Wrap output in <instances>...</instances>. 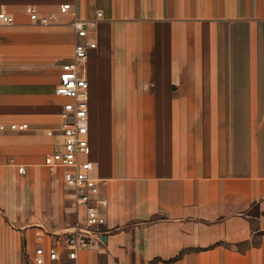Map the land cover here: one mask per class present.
Here are the masks:
<instances>
[{"label": "crops", "instance_id": "crops-1", "mask_svg": "<svg viewBox=\"0 0 264 264\" xmlns=\"http://www.w3.org/2000/svg\"><path fill=\"white\" fill-rule=\"evenodd\" d=\"M0 4L16 18L0 26V121L26 125L0 132V264H31L36 231L76 220L62 169L44 164L62 148L56 87L75 18L97 42L89 158L108 205L102 239L74 263L264 264V0ZM30 5L57 15L32 21Z\"/></svg>", "mask_w": 264, "mask_h": 264}, {"label": "built area", "instance_id": "built-area-1", "mask_svg": "<svg viewBox=\"0 0 264 264\" xmlns=\"http://www.w3.org/2000/svg\"><path fill=\"white\" fill-rule=\"evenodd\" d=\"M73 11V4L65 2L59 6V14ZM32 21L46 22L56 17L49 13L41 17L33 5L26 7ZM100 15V13H99ZM15 15L0 4V26L15 23ZM76 30L74 57L61 65L59 83L56 92L67 101L60 111V135L62 148L48 153L44 164L52 171L62 169L65 182L71 188L72 204L76 220L71 229L63 232L36 231V245L31 256V264H76L79 253L89 247L95 240L102 239L98 225L100 210L108 205V198L102 194L101 187L107 183L106 178L94 174L95 164L89 158L92 148L89 140V81L87 60L89 50L97 46L94 39H89L91 21L75 18ZM0 53V72H1ZM26 125L19 122L6 124L0 121V132L24 131ZM48 134L53 135V131ZM20 173L26 172V166L18 164ZM85 211L83 220L79 219V210Z\"/></svg>", "mask_w": 264, "mask_h": 264}]
</instances>
